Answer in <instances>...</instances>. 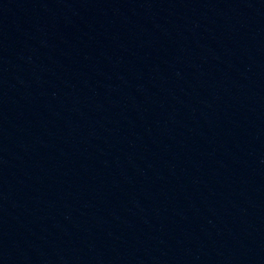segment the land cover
Instances as JSON below:
<instances>
[{
    "label": "water",
    "instance_id": "water-1",
    "mask_svg": "<svg viewBox=\"0 0 264 264\" xmlns=\"http://www.w3.org/2000/svg\"><path fill=\"white\" fill-rule=\"evenodd\" d=\"M0 264H264V0H0Z\"/></svg>",
    "mask_w": 264,
    "mask_h": 264
}]
</instances>
